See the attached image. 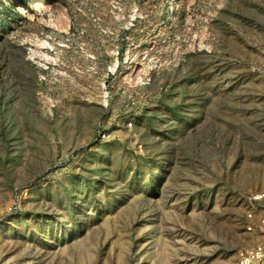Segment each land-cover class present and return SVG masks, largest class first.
<instances>
[{
  "label": "rangeland",
  "instance_id": "1",
  "mask_svg": "<svg viewBox=\"0 0 264 264\" xmlns=\"http://www.w3.org/2000/svg\"><path fill=\"white\" fill-rule=\"evenodd\" d=\"M262 242L264 0H0V264Z\"/></svg>",
  "mask_w": 264,
  "mask_h": 264
},
{
  "label": "built area",
  "instance_id": "2",
  "mask_svg": "<svg viewBox=\"0 0 264 264\" xmlns=\"http://www.w3.org/2000/svg\"><path fill=\"white\" fill-rule=\"evenodd\" d=\"M104 136V135H103ZM260 197H257L258 199ZM264 263V242H262L254 251L246 252L240 264H263Z\"/></svg>",
  "mask_w": 264,
  "mask_h": 264
},
{
  "label": "bare ground",
  "instance_id": "3",
  "mask_svg": "<svg viewBox=\"0 0 264 264\" xmlns=\"http://www.w3.org/2000/svg\"><path fill=\"white\" fill-rule=\"evenodd\" d=\"M27 11H28V10H23L22 12H23V13H26Z\"/></svg>",
  "mask_w": 264,
  "mask_h": 264
}]
</instances>
